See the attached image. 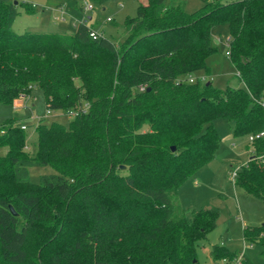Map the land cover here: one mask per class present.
Returning a JSON list of instances; mask_svg holds the SVG:
<instances>
[{
  "label": "trees",
  "instance_id": "trees-1",
  "mask_svg": "<svg viewBox=\"0 0 264 264\" xmlns=\"http://www.w3.org/2000/svg\"><path fill=\"white\" fill-rule=\"evenodd\" d=\"M85 1L94 10L110 0ZM13 3L0 2V105L37 88L47 112L77 114L66 127L38 122L32 156L18 121L1 123L0 264H197L215 215L175 210L170 194L213 158L214 120L231 122L233 137L264 130V0H204L192 13L145 0L118 44L89 37L85 23L69 34L14 33ZM216 25L227 27L243 88L188 82L205 70ZM250 144L233 183L264 203V139ZM32 167L55 174L33 184ZM242 238L264 256V224ZM234 256L212 251L227 264Z\"/></svg>",
  "mask_w": 264,
  "mask_h": 264
},
{
  "label": "rangeland",
  "instance_id": "rangeland-1",
  "mask_svg": "<svg viewBox=\"0 0 264 264\" xmlns=\"http://www.w3.org/2000/svg\"><path fill=\"white\" fill-rule=\"evenodd\" d=\"M9 1L17 3V15L11 25V30L17 34L23 32L69 34L71 31L68 29H72L69 11L75 4L81 6L85 2V0H0L3 3ZM170 1L180 4L184 12L192 13L202 6L204 0H164V3L168 4ZM144 3L145 0H110L85 15V18H90L89 21L86 20V26L97 36L118 44L126 35L125 19L133 18L136 7ZM21 4L30 5L33 12L27 14ZM56 4H60L67 15L63 24L53 20L57 16L53 12ZM107 19L109 21H106ZM210 37L214 51L205 60V70L193 72L187 78L200 85L210 84L217 90H224L227 87L243 88L226 56L227 27L213 26ZM15 100L21 102L18 108L0 105V125L3 121L14 118L18 124L25 126L24 142L28 147H24L23 151L30 156L35 152L34 128L38 122L45 125L55 122L66 127L73 120L72 116L61 111L47 112L41 91L37 88H32L28 96L16 97L13 101ZM212 126L218 136L213 158L191 175L175 194L171 193L170 198L175 210L212 211L215 215L211 230L196 243L197 264H227L225 259L212 258V251L216 247L236 254L232 264H237L240 256L246 258L250 264H264L262 248L244 242L242 238L243 228L264 224V203L257 198L245 196L230 177L231 172H238L247 162L252 145L246 137L232 136V123L229 121L217 119L212 122ZM5 153L6 149L0 148V157ZM53 174L55 172L49 167L27 169L28 180L33 184L38 182L40 176Z\"/></svg>",
  "mask_w": 264,
  "mask_h": 264
},
{
  "label": "built area",
  "instance_id": "built-area-1",
  "mask_svg": "<svg viewBox=\"0 0 264 264\" xmlns=\"http://www.w3.org/2000/svg\"><path fill=\"white\" fill-rule=\"evenodd\" d=\"M81 11H82V13L84 14V16H83V20H82V23H85V21H86L85 15H86L87 13H90L91 11H93V8H92L91 4H89L88 2L85 1V2H83V4L81 5ZM58 12H59V14H60V17L58 18V20L61 21V20L63 19V18L61 17V15H62L63 13H62L61 10H58ZM106 21H109V19H107ZM89 37H91V38H98V37H100V36H97L95 33H93V32L91 31V33L89 34ZM226 48H227V42H226ZM226 56H228V52H226ZM188 82H189V83H192L193 81H192L191 79H189ZM11 105H12V106L15 105V102L13 101V102L11 103ZM85 109H86V107L84 106V108H83L82 110L84 111ZM66 114L69 115V116L74 117V116H76L77 111H70V112H67ZM19 129H20V130H25V126L20 125V126H19ZM0 134H3V132L0 131ZM246 139H247V141H248L249 143H253V142L256 141V140L264 139V130H262V131H260V132H258V133H256V134H253V135H248V136L246 137ZM262 157H264V153H263L258 159H261ZM236 173H237V172H235V171L231 172L230 177H231V181H232V182L234 181V179H235V177H236ZM238 262H239V259H238ZM238 262H237V264H238Z\"/></svg>",
  "mask_w": 264,
  "mask_h": 264
},
{
  "label": "crops",
  "instance_id": "crops-1",
  "mask_svg": "<svg viewBox=\"0 0 264 264\" xmlns=\"http://www.w3.org/2000/svg\"><path fill=\"white\" fill-rule=\"evenodd\" d=\"M73 1H75V0H73ZM54 7H55V9H54L53 12L56 13L57 16L55 18H53V20L56 21L57 23L59 22V23L63 24L65 22L64 17L65 16L67 17V15L64 13V11H63L62 7L60 6V4H56ZM58 10H61L62 13H63L61 15V17L63 18L61 21L58 20V18L60 17V14H59ZM69 14H70V20H71L70 25H71L72 29H68V30H70L71 33H72L75 30V25L82 21L84 14L82 13V11L80 9V6H78L76 4H75V7L72 10L69 11ZM86 20L89 21L90 18L87 17ZM85 25H87L86 21H85ZM89 29L92 31L91 28H89ZM68 33H69V31H68ZM14 102H15V105H13L14 108H18L21 105V102L19 100H15ZM262 102H263V105H264V95H263Z\"/></svg>",
  "mask_w": 264,
  "mask_h": 264
},
{
  "label": "water",
  "instance_id": "water-1",
  "mask_svg": "<svg viewBox=\"0 0 264 264\" xmlns=\"http://www.w3.org/2000/svg\"><path fill=\"white\" fill-rule=\"evenodd\" d=\"M13 4L15 5L16 3L14 2ZM214 44H216V42H214ZM170 150H171V151H174V149H173V148H171ZM120 169H122V167H120ZM10 212L13 214V212H12L11 208H10Z\"/></svg>",
  "mask_w": 264,
  "mask_h": 264
}]
</instances>
